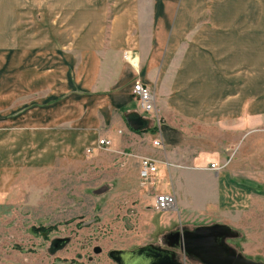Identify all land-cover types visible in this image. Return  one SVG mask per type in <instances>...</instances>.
<instances>
[{"label": "rangeland", "instance_id": "obj_1", "mask_svg": "<svg viewBox=\"0 0 264 264\" xmlns=\"http://www.w3.org/2000/svg\"><path fill=\"white\" fill-rule=\"evenodd\" d=\"M168 4L158 10L168 14V23L175 17L177 23L169 49L165 38L173 24L162 30L157 65L161 80L166 77L164 88L173 89L172 104L166 119L158 117L156 126L150 118L147 127L136 132L138 140L128 144L139 147L145 137L159 135L168 117L179 132L189 125L202 129L208 145L221 140L228 148L221 162H227L234 179L249 188L248 208L246 202L244 210L225 215L200 209L195 201L184 215L176 210L156 212L152 204L156 195L167 192V174L158 175L152 185L136 174L139 160L132 148L98 149L87 155V147L78 160L63 161L46 175L24 179L15 200L0 205V264H116L108 252L146 246L172 250L170 235L177 230L227 222L239 236L226 244L249 260L264 263V0ZM129 27L134 32L135 27ZM97 30L104 32L105 24ZM207 82L221 83L222 88L207 89ZM206 96L223 98L220 107L227 118L223 133L215 131L219 125L215 128L200 119L199 112L208 106L200 98ZM131 107L139 111L137 103ZM40 228L47 232H34ZM53 241L57 249L50 247ZM173 252L179 264H200Z\"/></svg>", "mask_w": 264, "mask_h": 264}, {"label": "crops", "instance_id": "obj_2", "mask_svg": "<svg viewBox=\"0 0 264 264\" xmlns=\"http://www.w3.org/2000/svg\"><path fill=\"white\" fill-rule=\"evenodd\" d=\"M173 1L131 0L127 5V0H0V205L15 200L24 179L78 160L87 147L98 150L97 140L103 138L111 142V152L130 147L139 162L152 160L155 182L167 174V192H157L173 196L170 211L184 215L196 202L200 209L225 215L244 210L246 202L248 208L249 188L234 179L227 165L208 170L210 161L223 164L228 148L221 140L208 145L202 129L189 125L179 132L168 117L159 135L145 137L139 147L128 144L138 140L128 124L130 116L150 123L131 107L136 81L150 87L157 116L169 114L173 89L164 88L166 77L161 80L158 47L162 30L173 24L165 38L169 49L177 22L175 17L168 23V14L158 9ZM103 24L106 30L98 31ZM206 85L222 88L216 82ZM203 100L208 106L199 112L200 119L219 125L215 131L223 133V98ZM155 138L158 147L152 145ZM135 170L139 176V168ZM213 224L236 231L228 222ZM56 243L49 245L57 249Z\"/></svg>", "mask_w": 264, "mask_h": 264}, {"label": "water", "instance_id": "obj_3", "mask_svg": "<svg viewBox=\"0 0 264 264\" xmlns=\"http://www.w3.org/2000/svg\"><path fill=\"white\" fill-rule=\"evenodd\" d=\"M128 124L133 131H141L148 123L134 115L128 118ZM238 236L239 233L228 226L212 224L192 230L182 229L179 234L174 232L170 235L172 250L146 246L133 251L115 250L109 255L116 264H179L173 252L178 250L185 256L195 258L200 264H264L243 257L226 244L227 239Z\"/></svg>", "mask_w": 264, "mask_h": 264}, {"label": "built area", "instance_id": "obj_4", "mask_svg": "<svg viewBox=\"0 0 264 264\" xmlns=\"http://www.w3.org/2000/svg\"><path fill=\"white\" fill-rule=\"evenodd\" d=\"M132 97L138 105L139 113L141 116H144L146 119H152L156 124L159 122V118L155 111L154 95L150 87L142 84L141 82H135L132 86ZM111 145V142L106 139H98L96 143V148L99 149H108ZM152 145L155 147L159 146V141L154 140ZM93 148L87 149L86 153L91 154ZM227 162L219 166L217 163L208 164V170L217 171L226 166ZM139 178L143 181H150L151 183L155 182V175L157 173L156 164L148 159L142 158L139 162ZM152 208L154 211L163 213L168 212L174 209V198L173 196L162 194L154 198Z\"/></svg>", "mask_w": 264, "mask_h": 264}, {"label": "trees", "instance_id": "obj_5", "mask_svg": "<svg viewBox=\"0 0 264 264\" xmlns=\"http://www.w3.org/2000/svg\"><path fill=\"white\" fill-rule=\"evenodd\" d=\"M136 132H140V131H136ZM34 232H43V233H46L47 231L44 228H40V229H35Z\"/></svg>", "mask_w": 264, "mask_h": 264}, {"label": "flooded vegetation", "instance_id": "obj_6", "mask_svg": "<svg viewBox=\"0 0 264 264\" xmlns=\"http://www.w3.org/2000/svg\"><path fill=\"white\" fill-rule=\"evenodd\" d=\"M180 230H181V229H180ZM176 232H178V234L181 233V231L179 232L178 230H177ZM179 239H180V236H179ZM173 240H174V239H173ZM175 240H176V239H175ZM172 242H173V241H172ZM225 242H228V239H227ZM113 251H115V250H113ZM110 252H111V251H110ZM110 252H108L107 255H108V258L111 260V258H110V256H109V253H110ZM190 258H193V257H190ZM194 259H195V258H194ZM195 260H196V259H195ZM197 261H198V260H197Z\"/></svg>", "mask_w": 264, "mask_h": 264}]
</instances>
